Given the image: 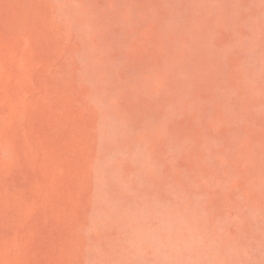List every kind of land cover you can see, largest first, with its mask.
I'll list each match as a JSON object with an SVG mask.
<instances>
[{"label": "rangeland", "instance_id": "rangeland-1", "mask_svg": "<svg viewBox=\"0 0 264 264\" xmlns=\"http://www.w3.org/2000/svg\"><path fill=\"white\" fill-rule=\"evenodd\" d=\"M0 264H264V0H0Z\"/></svg>", "mask_w": 264, "mask_h": 264}]
</instances>
